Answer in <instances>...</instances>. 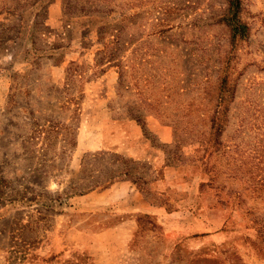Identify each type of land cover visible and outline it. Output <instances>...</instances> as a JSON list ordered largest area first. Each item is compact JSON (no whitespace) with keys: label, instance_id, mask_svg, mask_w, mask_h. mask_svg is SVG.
Returning <instances> with one entry per match:
<instances>
[{"label":"rangeland","instance_id":"374dc122","mask_svg":"<svg viewBox=\"0 0 264 264\" xmlns=\"http://www.w3.org/2000/svg\"><path fill=\"white\" fill-rule=\"evenodd\" d=\"M228 8L0 0V264H96L120 212L112 264H264V0Z\"/></svg>","mask_w":264,"mask_h":264},{"label":"crops","instance_id":"0c3cea01","mask_svg":"<svg viewBox=\"0 0 264 264\" xmlns=\"http://www.w3.org/2000/svg\"><path fill=\"white\" fill-rule=\"evenodd\" d=\"M165 141H169V139H166ZM129 189V186H128ZM133 191V190H132ZM128 190H124L123 185L117 184L112 189H109L105 193H103V200L109 199L110 203H117L120 207H128L133 208L131 205L132 203L129 201V199L124 200L123 198L125 196H128ZM101 196V195H100ZM151 208V205H149L146 201H142L140 199L138 208H136L135 211H142L144 208ZM129 213V210H127ZM126 211V212H127ZM159 211H165V209H160ZM137 213V212H136ZM107 214L109 217H115L116 214L112 211H107ZM118 215L120 216V220L118 223L109 226V232H110V240H102V243L104 245L103 248H100L96 250L94 248V245H91V243H88L83 246L84 249H91L92 254L95 257L96 264H110L113 259V257H116L115 252L112 251V245L113 244H119L120 242L125 243L128 242L129 239L134 236L135 227H137V222L134 219V216H127V214H124L123 212H120ZM98 238L95 240L96 243H100V235L97 236ZM112 264V263H111Z\"/></svg>","mask_w":264,"mask_h":264},{"label":"trees","instance_id":"16d2710c","mask_svg":"<svg viewBox=\"0 0 264 264\" xmlns=\"http://www.w3.org/2000/svg\"><path fill=\"white\" fill-rule=\"evenodd\" d=\"M239 14L240 0H229L228 12L223 16L220 21L226 23L230 27L233 40L237 37H244L247 34V28L240 21Z\"/></svg>","mask_w":264,"mask_h":264}]
</instances>
